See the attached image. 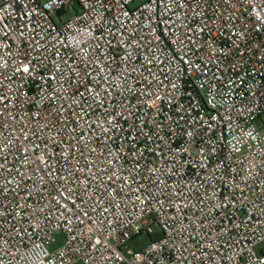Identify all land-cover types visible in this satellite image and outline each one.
I'll use <instances>...</instances> for the list:
<instances>
[{"label": "built area", "instance_id": "obj_1", "mask_svg": "<svg viewBox=\"0 0 264 264\" xmlns=\"http://www.w3.org/2000/svg\"><path fill=\"white\" fill-rule=\"evenodd\" d=\"M136 1L0 0V264H264V0Z\"/></svg>", "mask_w": 264, "mask_h": 264}, {"label": "rangeland", "instance_id": "obj_2", "mask_svg": "<svg viewBox=\"0 0 264 264\" xmlns=\"http://www.w3.org/2000/svg\"><path fill=\"white\" fill-rule=\"evenodd\" d=\"M141 0H137L136 3H139ZM76 8L78 9V7L76 6ZM73 14L71 12H65V13H62L61 16H60V19L61 20H64V19H67V18H70ZM54 20L56 22H58V17L57 16H54L53 17ZM149 240V238L145 235H141L139 236L138 238H136L134 241H132L130 244H129V247L133 248V249H136V248H139L141 245L145 244L147 241Z\"/></svg>", "mask_w": 264, "mask_h": 264}]
</instances>
